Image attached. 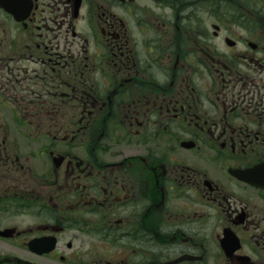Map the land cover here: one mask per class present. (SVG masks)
I'll return each instance as SVG.
<instances>
[{
    "label": "flooded vegetation",
    "instance_id": "af4514ba",
    "mask_svg": "<svg viewBox=\"0 0 264 264\" xmlns=\"http://www.w3.org/2000/svg\"><path fill=\"white\" fill-rule=\"evenodd\" d=\"M0 264H264V0H0Z\"/></svg>",
    "mask_w": 264,
    "mask_h": 264
}]
</instances>
